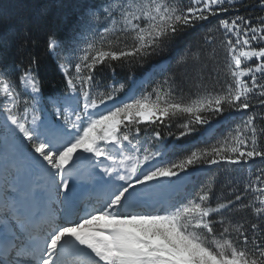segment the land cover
Returning <instances> with one entry per match:
<instances>
[{
    "label": "snow or ice",
    "instance_id": "1",
    "mask_svg": "<svg viewBox=\"0 0 264 264\" xmlns=\"http://www.w3.org/2000/svg\"><path fill=\"white\" fill-rule=\"evenodd\" d=\"M72 8L0 31V264H264V0ZM193 30L174 67L146 73L163 74L150 92L100 91L104 69L143 66ZM49 60L63 85L45 93ZM213 120L237 123L166 159L161 126L181 140Z\"/></svg>",
    "mask_w": 264,
    "mask_h": 264
},
{
    "label": "trees",
    "instance_id": "2",
    "mask_svg": "<svg viewBox=\"0 0 264 264\" xmlns=\"http://www.w3.org/2000/svg\"><path fill=\"white\" fill-rule=\"evenodd\" d=\"M76 2L77 0H0V31L4 29L8 18L14 19L20 16H39L41 12H46L50 17L60 20L65 15L71 14L73 11L72 5ZM92 2L100 3L101 0H92ZM250 2L254 3V0H250ZM241 11L247 13L249 10L241 9ZM256 14H259L258 10H256ZM198 35L199 34L195 30L185 34L178 45L173 47L171 50H165L163 53L149 58L143 66L131 65L123 68L118 67L114 76L108 69H104L100 83V91H108L109 85H115L118 87L119 84L123 83L125 86L124 90L117 94L116 100L121 98L130 88V84L133 79L143 78L155 65L167 62L169 65L174 67L175 60L183 53L185 45L193 40H196ZM48 65V69L42 70L41 73L45 79V93L52 92L56 90V88L63 85V77L57 70L54 69L50 60L48 61ZM162 76V73L154 72L145 84L137 88L136 95L150 92L155 84L160 81ZM53 84H55V88L53 87ZM235 123H237V121L229 120L227 122L217 123L213 120V133L208 135L197 133L189 137H184L181 140H177L174 137L169 136V129L161 126L160 130L164 136L163 143L168 146L169 149L176 146L174 150L169 151L166 159H177L195 148L205 147L208 144L215 143L216 140L225 135L229 130V127ZM140 127L141 129H147L149 133L151 132V126L147 124L140 125ZM171 130L178 133L180 129L176 123H174ZM156 146V143H154L153 148ZM216 167L219 166H213V169ZM204 175L205 174L202 172H197L195 174V180H202Z\"/></svg>",
    "mask_w": 264,
    "mask_h": 264
},
{
    "label": "rangeland",
    "instance_id": "3",
    "mask_svg": "<svg viewBox=\"0 0 264 264\" xmlns=\"http://www.w3.org/2000/svg\"><path fill=\"white\" fill-rule=\"evenodd\" d=\"M140 80L141 79H137V78L133 79L131 81L130 88L126 91V93L121 98L117 99L116 101L110 102V103H113V104L119 103L122 100L130 99L132 95H136L135 88L138 85V82ZM141 125H143V124H141ZM0 139H2V138H0ZM5 151H7L9 154H11V152H12L11 146L9 145L6 148L3 143H0V153L5 152ZM17 163H19V162L17 161Z\"/></svg>",
    "mask_w": 264,
    "mask_h": 264
},
{
    "label": "water",
    "instance_id": "4",
    "mask_svg": "<svg viewBox=\"0 0 264 264\" xmlns=\"http://www.w3.org/2000/svg\"><path fill=\"white\" fill-rule=\"evenodd\" d=\"M145 81V79L143 80V82Z\"/></svg>",
    "mask_w": 264,
    "mask_h": 264
}]
</instances>
